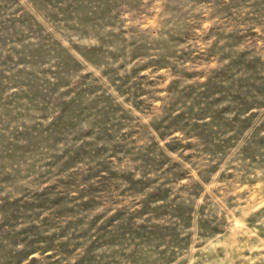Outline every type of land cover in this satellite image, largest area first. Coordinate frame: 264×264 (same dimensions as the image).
<instances>
[{
  "label": "rangeland",
  "instance_id": "rangeland-1",
  "mask_svg": "<svg viewBox=\"0 0 264 264\" xmlns=\"http://www.w3.org/2000/svg\"><path fill=\"white\" fill-rule=\"evenodd\" d=\"M0 264H264V0H0Z\"/></svg>",
  "mask_w": 264,
  "mask_h": 264
}]
</instances>
